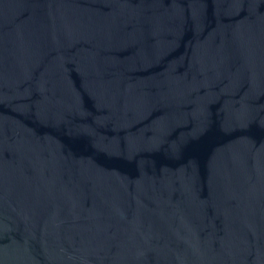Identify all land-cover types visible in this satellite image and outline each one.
I'll list each match as a JSON object with an SVG mask.
<instances>
[{
	"label": "water",
	"instance_id": "95a60500",
	"mask_svg": "<svg viewBox=\"0 0 264 264\" xmlns=\"http://www.w3.org/2000/svg\"><path fill=\"white\" fill-rule=\"evenodd\" d=\"M0 264H264V0H0Z\"/></svg>",
	"mask_w": 264,
	"mask_h": 264
}]
</instances>
